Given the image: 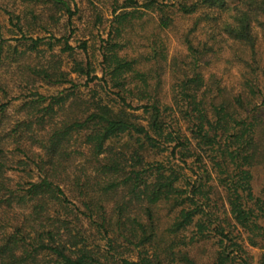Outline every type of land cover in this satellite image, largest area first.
<instances>
[{
    "label": "trees",
    "instance_id": "1",
    "mask_svg": "<svg viewBox=\"0 0 264 264\" xmlns=\"http://www.w3.org/2000/svg\"><path fill=\"white\" fill-rule=\"evenodd\" d=\"M18 1L0 0V264H199L198 243L264 264V0Z\"/></svg>",
    "mask_w": 264,
    "mask_h": 264
},
{
    "label": "rangeland",
    "instance_id": "2",
    "mask_svg": "<svg viewBox=\"0 0 264 264\" xmlns=\"http://www.w3.org/2000/svg\"><path fill=\"white\" fill-rule=\"evenodd\" d=\"M91 0H77V5L78 8L81 11L87 12V15L89 13H91V9H92V3L90 2ZM96 2L99 3V5L101 7H103V12H104V16L105 17H109L110 15V8L108 5L104 4L107 3L109 0H101V2H99L98 0H95ZM23 2H20V0L18 1L17 7L18 9H21L22 7H24ZM81 14V13H80ZM87 15L84 16L83 18H80L79 15L75 16V25L77 27V31L75 32L73 38H72V44L73 45H78L80 42V39L82 38H90L91 37V33L89 32V30H85V23L88 21ZM186 23L182 22V26H179L181 29H183L184 27H186ZM8 21H7V16L4 15L0 9V31H3L5 33V35H7L8 37H10V32L8 31ZM182 31V30H181ZM94 33H98V31H94ZM175 33L178 34L177 31H175ZM174 32H170L169 33V48H170V56L174 55V54H178L179 52H184L185 51V46L182 44V41L178 39V36L175 34ZM13 35V34H11ZM92 42V41H90ZM90 50L92 51V49L90 48ZM224 55H227L226 53H224ZM226 56L218 58V59H214V63L211 67V69H214V71H218L220 73V75H223L225 78V82L227 83L228 86H237L239 88H241V85L239 84L242 81V78L240 75V68L238 67H231L228 68L227 64H226ZM98 58V54H96L95 56V60H97ZM68 69H70V64L68 65ZM74 78L77 79L78 82H80L81 84V88H80V93L81 94H85L88 93V89L84 86L83 83H85V79L84 77H78L76 74H73ZM165 79H167L168 81H170V78L168 76V74L166 75ZM70 85H53V86H49V85H42L40 87V91L47 93V94H56L59 93L60 91H62L64 88L69 87ZM15 115V114H14ZM12 178L14 180L18 179L22 173H18L16 171L10 172ZM25 175V174H24ZM26 178V177H25ZM258 180V179H257ZM261 181L258 180V187L260 186ZM250 252L254 255L255 260L258 261L260 258V254H261V250L255 247H251L250 248ZM191 254L196 258L197 262L199 264H210V261L213 260L214 257V249L210 246L209 243H198L196 246L191 248Z\"/></svg>",
    "mask_w": 264,
    "mask_h": 264
}]
</instances>
